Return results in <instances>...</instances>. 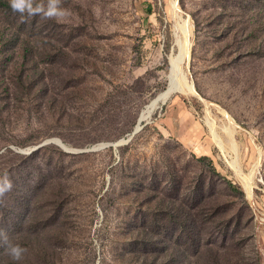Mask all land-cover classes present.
<instances>
[{
    "label": "rangeland",
    "instance_id": "obj_1",
    "mask_svg": "<svg viewBox=\"0 0 264 264\" xmlns=\"http://www.w3.org/2000/svg\"><path fill=\"white\" fill-rule=\"evenodd\" d=\"M2 4L0 154L25 205L0 212V230L27 251L16 261L0 243V264H264V0H62V22ZM185 23L197 93L117 151L20 152L129 140L168 90ZM212 120L232 128L237 169Z\"/></svg>",
    "mask_w": 264,
    "mask_h": 264
},
{
    "label": "bare ground",
    "instance_id": "obj_2",
    "mask_svg": "<svg viewBox=\"0 0 264 264\" xmlns=\"http://www.w3.org/2000/svg\"><path fill=\"white\" fill-rule=\"evenodd\" d=\"M182 26H183L184 33L186 34V38L185 39L181 37L179 38L178 41H179L180 51L178 54H174L172 56V59H171L172 60V72L170 76L171 93L165 95L164 99L170 98V97L172 99L177 94L187 95L188 93H197L196 87L193 84V82L190 80L189 74L184 66L187 60L191 56V41H190V35H189V24L185 23ZM162 105H163V100L148 106L142 115V120L143 121L151 120L156 110H158ZM209 124L212 129L213 139L216 141L217 144H219L222 151L230 157L231 164L237 169V167H239L240 154L238 150L239 148L237 147L236 142L234 140V134H233L232 128L230 127L225 128L224 129L225 135L223 136L217 127L218 124L216 123V121H213V120L209 121ZM248 186L249 184L246 185V187Z\"/></svg>",
    "mask_w": 264,
    "mask_h": 264
},
{
    "label": "clouds",
    "instance_id": "obj_3",
    "mask_svg": "<svg viewBox=\"0 0 264 264\" xmlns=\"http://www.w3.org/2000/svg\"><path fill=\"white\" fill-rule=\"evenodd\" d=\"M9 6L13 13L20 15L22 22H26V20L33 17L62 22L72 15L69 9L62 7V0H46V3L37 2V0H9ZM12 187V181L7 174L0 177V200L7 192L12 190ZM0 243L6 248L11 258L16 261L22 259L27 251L26 248L18 244H12L7 234L2 230H0Z\"/></svg>",
    "mask_w": 264,
    "mask_h": 264
},
{
    "label": "trees",
    "instance_id": "obj_4",
    "mask_svg": "<svg viewBox=\"0 0 264 264\" xmlns=\"http://www.w3.org/2000/svg\"><path fill=\"white\" fill-rule=\"evenodd\" d=\"M1 5H3L2 4V0H0V6ZM5 5H7L10 8L9 4H5ZM148 10L149 11L151 10V5H148ZM27 55H28V53H26L25 56L27 57ZM25 76H27V77H25ZM29 77H30V75L28 76V75H24L22 73L21 76H20V80L17 82V85L18 86L24 85L26 83L25 78L28 79ZM34 81H35V79H33V81H32L33 85H35ZM49 145H51V144H49ZM49 145H47V146H49ZM54 145H56V144H54ZM47 146H45V147H47ZM50 148H55V149H57V150H59L61 152L63 151L62 148L60 146H58V145L52 146ZM8 153L10 154L11 152H5L3 154H0V177H3L8 171L9 162L3 161V159H5L8 156ZM25 158H27V157H25ZM197 161L200 162V163L205 164L206 162H208L210 160L207 157H202V158L197 159ZM8 177L11 179L12 178V174H9ZM227 184H228V186L230 187L231 190L233 189V190H235L237 192H240V193L243 192L241 186H239L237 184H234L232 181L228 180ZM23 200H25V198L19 196L18 193L12 192V190L10 192H7L4 195V197L2 198V200L0 201V212L4 215V217L7 220L10 221L11 219L14 218V215L17 214L16 206L17 205H20V206H22V205L24 206L25 205ZM48 202H50L52 204H56L57 200L50 198L48 200ZM189 211L192 212L193 210L190 209ZM196 226H197V224L195 222H193V221L189 224V235H190V238H192V239L194 238V236L196 234L199 233V231H197V227ZM138 264H148V262L147 261H139Z\"/></svg>",
    "mask_w": 264,
    "mask_h": 264
},
{
    "label": "water",
    "instance_id": "obj_5",
    "mask_svg": "<svg viewBox=\"0 0 264 264\" xmlns=\"http://www.w3.org/2000/svg\"><path fill=\"white\" fill-rule=\"evenodd\" d=\"M171 82L169 84L168 90L163 93L162 95H160L152 104L160 102L161 100H163V105H166L170 99V98H165L164 96L171 93L170 88H171ZM198 92V91H197ZM145 121L140 120V123L138 125V127L136 128L135 132L133 133V135L130 136V138H128L129 140H121L119 142H115V143H108V144H98V145H94L92 147L86 148L84 150H80V151H76V150H72L70 148H68V146L60 139V138H52V139H47L42 141L41 143L30 147L28 149L25 150H21V153L24 154H33L34 152H36L37 150L49 145V144H56L58 146H60L63 150H65L66 153H94V152H98V151H102V150H106V149H110V150H115L117 151L121 146L127 145L129 144L131 141H133L137 135H139V133H141L144 130V123Z\"/></svg>",
    "mask_w": 264,
    "mask_h": 264
}]
</instances>
